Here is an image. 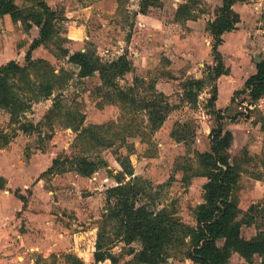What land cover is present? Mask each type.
<instances>
[{
  "label": "rangeland",
  "instance_id": "1",
  "mask_svg": "<svg viewBox=\"0 0 264 264\" xmlns=\"http://www.w3.org/2000/svg\"><path fill=\"white\" fill-rule=\"evenodd\" d=\"M14 1L23 10H41L39 2L42 0ZM43 1L60 18L54 22L51 41L33 49L31 57L48 62L54 73L67 78V82L48 98H34L35 93L29 92L28 98L33 99L31 107L19 123H10L9 115L0 110L1 155L24 161L37 155V166L45 169L57 157H74L80 152L81 147L75 148L74 145L76 134L59 119L51 126L45 123V115L57 95L61 97L62 111L69 109L84 115V127L114 121L128 125L126 117L120 121L124 116L121 107L109 103L95 91L100 84L98 74L79 78L77 66L67 62L64 56L66 50L71 54L92 48L107 60L126 53L134 69L119 80L120 84L128 87L136 83L135 79L141 80L138 91L144 95H150L147 88L153 84L167 96L175 109L156 132L151 133L145 127L146 117L137 115L130 125L138 127L140 134L129 136L130 129L126 130V142L117 141L114 147L87 153L91 158L99 154L107 164L91 177H82L74 171L43 176L39 173L37 178L33 176L34 182L40 180L46 191L42 208L51 223L48 243L49 248L54 250L47 254L34 249L24 258L17 259L15 256L16 261L23 264H74V258L84 263L94 261L89 244L102 223L106 190L117 185L116 177L121 173L117 155L127 154L129 148L138 157L134 166L135 175L153 184L160 206H168L183 222L194 226L193 209L203 201V184L207 179L191 176L190 182L186 183L183 177L195 172L197 151H210V133L216 127V119L208 106L210 88H204L196 104H191L183 100V85L188 78H202L207 67L213 65L212 37L207 30V22L215 18L222 0H192L190 8L196 19L190 21L200 20V23L191 26L186 25L189 20H178L175 16L178 6L186 0H160L144 14L139 12L140 0ZM242 3L238 2L239 6ZM262 10V7L255 10V14L245 12L248 17L238 29L241 38L237 33L229 37L223 35L222 45L225 46L219 49L229 74L217 79L215 109L223 116L224 128L233 134L228 152L240 174L234 191L238 207L246 212L252 204L259 205L262 215L258 217V222L264 226V96L251 104L247 93H239L231 102L234 92L241 90L245 80L256 72L257 58L264 59ZM39 37L36 25L26 28L10 15L0 16V66L10 61L25 65L26 54ZM233 117L235 119L231 120ZM29 123L36 128L26 132L23 126ZM179 136L184 139L177 140ZM2 166L3 163L0 168ZM128 179L125 178L126 181ZM4 183L0 177V189ZM19 191L12 190L11 193ZM30 194L29 187L26 189L28 199ZM255 227L242 226V236L246 239L253 237L257 233ZM75 242L79 248L75 247ZM112 246L111 252L119 259L117 264H124L132 258L123 242L116 241ZM131 247L140 250L138 242ZM0 252V259L5 258L3 250ZM104 264L112 263L106 261ZM165 264L193 263L178 252ZM227 264L248 263L238 254H233ZM251 264H259V257L255 256Z\"/></svg>",
  "mask_w": 264,
  "mask_h": 264
},
{
  "label": "trees",
  "instance_id": "2",
  "mask_svg": "<svg viewBox=\"0 0 264 264\" xmlns=\"http://www.w3.org/2000/svg\"><path fill=\"white\" fill-rule=\"evenodd\" d=\"M159 1L140 0L139 12L146 13L149 7L156 6ZM245 1L247 0H222L215 18L207 22V30L212 37L213 65L207 67L202 78H188L183 85V100L191 104H196L204 88H210L208 106L216 119V127L212 128L210 133V151H197L195 172L183 177L186 183L190 182L191 176L207 179L203 184V201L193 209L195 225L183 222L168 206H160L153 184L135 175L134 166L138 157L132 152L133 149L129 148L127 154L117 155L121 173L116 177L117 185L106 190L102 223L97 233L93 234L94 240L89 244L94 262L84 263L81 259L74 258V264H104L106 261L117 264L119 259L110 250L116 241L123 242L128 247L127 254L132 255L124 264H165L178 252L193 264H227L233 254H238L248 264L258 256L259 264H264V226L258 222L262 212L257 204H252L246 212L238 207L234 191L238 186L240 174L237 166L231 162L228 152L233 142V134L224 128L223 116L215 109L217 79L229 73L219 47L224 42L223 35L236 30L240 22V15L234 10V4ZM39 3L41 10H23L14 0H0V16L10 15L14 21L26 25V28L36 25L40 34L26 54L25 65L10 61L0 66V110L9 115L12 124L19 123L31 107L33 99L28 98L29 92L35 93L34 98H48L55 89L61 90L67 82V78L54 73V68L48 62L31 57L33 49L51 41L54 22L60 18L43 0ZM191 3L192 0H186L178 6L176 19H196L190 8ZM262 19L264 23V14ZM64 56L67 57V62L77 66L79 78L98 74L100 84L95 91L109 103L121 107L124 116L120 121L125 117L129 121L128 125L114 121L84 127V115L69 109L62 111L60 95L54 97L53 105L45 115V123L51 126L59 119L60 123L72 130L76 134L75 148L81 147V154L79 152L74 157L53 159L51 166L42 176L74 171L82 177H91L107 164L99 154L91 158L87 153L94 149L114 147L117 141L126 142V130L130 129L129 136L140 134L138 127L130 125L137 115L146 117L145 127L151 133L156 132L175 106L153 84H149L147 88V91L151 92L150 95L138 91V83L141 80L135 79L136 83L128 87L120 84L119 80L134 69L126 53L114 60H107L99 56L95 49L90 48L71 54L66 50ZM239 93H247L251 104L262 99L264 59L256 64V72L245 80L243 88L234 92L231 102ZM234 119L235 117L231 120ZM35 128L33 123L23 126L26 132ZM183 128L185 129V126ZM183 139L177 137V140ZM126 177L129 178L127 181ZM19 197L23 200V196ZM244 225L256 226L257 233L249 239L244 238L241 234ZM134 242L140 244V250L136 251L131 247ZM75 247L79 248L76 242Z\"/></svg>",
  "mask_w": 264,
  "mask_h": 264
},
{
  "label": "crops",
  "instance_id": "3",
  "mask_svg": "<svg viewBox=\"0 0 264 264\" xmlns=\"http://www.w3.org/2000/svg\"><path fill=\"white\" fill-rule=\"evenodd\" d=\"M218 1L221 2V0ZM261 7L264 8V0H247L240 6L238 2L235 3L233 8L240 15V22L236 30L225 34L229 37L232 33H237L238 38H241L242 35L239 34L238 29L248 17L245 12L255 14V10L261 9ZM187 22L186 25L191 26L196 22L200 23V20ZM223 46L225 45H221L220 48ZM254 73L252 72L250 76ZM243 104L245 103L243 102ZM249 108L251 107L249 106ZM4 155L0 154V164L3 163L0 168V177L5 181L4 187L0 189V251L3 250L6 257L0 259V264H23L21 261H16L14 257L17 256V259L19 257L24 258L26 253L34 249L47 254L54 250L52 247L49 248L48 243L51 223L42 208L46 191L42 188L40 180H36V182L33 180V176L37 178L39 173H44L50 166H46L45 169L39 168L35 162L37 155L28 161L14 160ZM29 187L31 196L28 199L26 189L28 190ZM17 189L20 190V194L11 193L12 190L16 191ZM19 196H23V200ZM57 228L58 226L55 229L57 230ZM43 237L47 239L44 240ZM93 262L90 260L89 263Z\"/></svg>",
  "mask_w": 264,
  "mask_h": 264
},
{
  "label": "water",
  "instance_id": "4",
  "mask_svg": "<svg viewBox=\"0 0 264 264\" xmlns=\"http://www.w3.org/2000/svg\"><path fill=\"white\" fill-rule=\"evenodd\" d=\"M261 61V59L260 58H257V63H259Z\"/></svg>",
  "mask_w": 264,
  "mask_h": 264
},
{
  "label": "built area",
  "instance_id": "5",
  "mask_svg": "<svg viewBox=\"0 0 264 264\" xmlns=\"http://www.w3.org/2000/svg\"><path fill=\"white\" fill-rule=\"evenodd\" d=\"M0 256H1V252H0Z\"/></svg>",
  "mask_w": 264,
  "mask_h": 264
}]
</instances>
